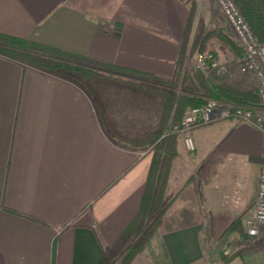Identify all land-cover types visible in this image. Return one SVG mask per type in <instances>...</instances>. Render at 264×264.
<instances>
[{
	"label": "crops",
	"instance_id": "crops-1",
	"mask_svg": "<svg viewBox=\"0 0 264 264\" xmlns=\"http://www.w3.org/2000/svg\"><path fill=\"white\" fill-rule=\"evenodd\" d=\"M187 16V0H0V33L170 76ZM95 87L0 56V264H99L137 213L151 152L116 145L96 105L138 134L162 103L105 80ZM190 133L195 149L179 137L167 180L165 200L189 182L162 215V246L152 241L131 264H264V235L228 233L222 248L233 255L217 252L228 224L252 209L260 132L223 117Z\"/></svg>",
	"mask_w": 264,
	"mask_h": 264
},
{
	"label": "trees",
	"instance_id": "trees-1",
	"mask_svg": "<svg viewBox=\"0 0 264 264\" xmlns=\"http://www.w3.org/2000/svg\"><path fill=\"white\" fill-rule=\"evenodd\" d=\"M240 13L260 43H264V0H234ZM194 13L190 8L183 30L182 41L174 72L170 76H159L148 72L103 63L86 56L61 51L51 46L31 40L0 33V56L40 69L49 74L66 78L88 93H96V80H105L144 92L148 97L160 98L162 102L158 122L146 132L128 136L121 133L111 122L104 105L100 108L101 123L106 124L107 133L114 143L129 151H151L143 192L137 213L130 219L121 235L112 246L104 248V256L99 264L114 262L121 257V264H131L142 251L156 241L163 213L170 206L183 186L168 200L164 199L167 180L174 159L178 155L179 133L174 126L185 112L206 102V98L229 101L244 105H257L259 98L256 89L237 88L226 82L210 80L206 93L198 92L195 81H204V73L194 68L193 74L183 70L185 51L191 33ZM216 38L222 45L233 49L234 43L224 30L205 29L200 25L199 33L193 38L192 49L203 53L207 40ZM213 55L215 52L209 50ZM165 84L167 86L161 85ZM97 98V95L95 94ZM99 106V107H98ZM241 213L224 229L223 235L237 232L244 235ZM226 261L233 254L226 250L218 254Z\"/></svg>",
	"mask_w": 264,
	"mask_h": 264
},
{
	"label": "built area",
	"instance_id": "built-area-1",
	"mask_svg": "<svg viewBox=\"0 0 264 264\" xmlns=\"http://www.w3.org/2000/svg\"><path fill=\"white\" fill-rule=\"evenodd\" d=\"M215 2L242 48L240 72L250 73L255 77V89L259 101L257 105H244L206 98L203 105L188 109L181 121L174 126V130L179 133L185 148L191 151L195 148L190 133L191 128L217 118L234 117L258 129L261 134V159L257 192L252 209L242 222L244 233L251 237H257L264 235V43H260L256 39L234 0H215ZM194 67L203 73L213 70L217 74L225 69L210 51L197 52Z\"/></svg>",
	"mask_w": 264,
	"mask_h": 264
},
{
	"label": "rangeland",
	"instance_id": "rangeland-1",
	"mask_svg": "<svg viewBox=\"0 0 264 264\" xmlns=\"http://www.w3.org/2000/svg\"><path fill=\"white\" fill-rule=\"evenodd\" d=\"M187 2H188V11L191 8L193 10L194 16H193L192 24H191L190 37L188 39V46L185 51L186 59L184 58L185 66H183V70L186 73H189L190 75L193 74V71L195 68L194 64H195V57H196L197 51L192 49V41H193V38H195V36L199 33L200 25H202V27L205 29L218 28V29L224 30L225 33L230 37V39L234 43V48L230 49L222 45L216 38L211 37L209 40H207V44L204 50L206 51L213 50L215 52V56L218 58V60L221 62V64L224 66L225 69L223 70V72L219 74H217L213 70H209L205 72L204 81L202 82L198 80L195 81V87L197 91L206 93L210 80L226 82L228 85H231L237 88L255 89L256 88L255 77L250 73H242L239 70L241 56H242V48L239 45L236 38L234 37L231 29L229 28L227 21L225 20V17L220 11L215 0H187ZM161 85L167 86L165 84H161ZM161 108H162V105H161ZM144 132L138 133V134H126L124 132H121V133H123L124 135H128V136H134V135L143 134ZM144 151L151 152L149 150H144ZM242 228H243V225H242ZM228 238H230V235L222 234V238H221L222 240L219 242V246L217 248L218 254L220 253V251L224 250V248L222 247L224 246V244L228 242ZM145 258L148 261V258L147 257ZM121 259H122L121 257L120 258L116 257L113 260H114V263L121 264ZM149 262L152 264H155L154 259H149Z\"/></svg>",
	"mask_w": 264,
	"mask_h": 264
}]
</instances>
